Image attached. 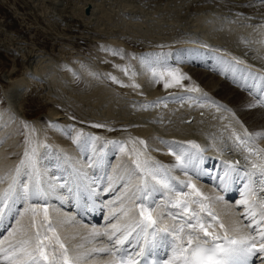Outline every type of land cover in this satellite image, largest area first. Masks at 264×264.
<instances>
[{
	"label": "bare ground",
	"instance_id": "bare-ground-1",
	"mask_svg": "<svg viewBox=\"0 0 264 264\" xmlns=\"http://www.w3.org/2000/svg\"><path fill=\"white\" fill-rule=\"evenodd\" d=\"M138 1L141 5L128 0L125 6V32L133 30V36L148 48L177 40L194 41L186 49L182 47L181 54L175 56L177 60L172 57L171 61L161 52L143 54L136 73L124 78L122 84L119 82L127 86L123 88L125 95H115L106 86L104 90L96 89L89 111L81 118L90 125L65 128L63 124L68 121L63 118L64 123L42 133L35 148L27 149V156L23 155L27 146L22 149L17 138L19 132L0 115V194L8 190L13 180L20 193L14 197L11 211L0 221V264H12L5 253L10 251V245L34 236L32 215L23 211L29 205L39 213L37 223L43 221V207H48L56 234L76 264L113 262L109 252L100 251L113 249L106 235L114 231L113 225L119 229L117 235L131 231L124 245L128 250L134 247L140 233V228L135 227L139 221L137 205L145 193L148 198L144 202L155 200L160 206L158 211L164 212L163 224L171 227L174 221L168 213L177 209L168 206L167 201L177 197L148 174V169L155 165L163 166L159 178L171 177L170 187L185 182L195 184L206 197L203 203L210 206L229 235L239 238L251 231L245 227L249 223L243 215L246 206L239 200L246 182L257 193L249 203L259 205L264 200V192L259 191L256 182L264 169V0ZM101 5L102 0H91L83 6L88 25L92 21L95 24L101 16ZM37 60L39 57L31 58L34 63ZM153 69L163 73V78L153 77ZM168 71L188 78L174 83ZM35 72L28 76L37 79ZM27 78L15 84L16 81H9L13 86L3 94L8 111L19 119L23 118L22 99L31 83ZM184 82L190 83L185 89L180 86ZM165 83L172 86L165 87ZM57 119L52 109L50 120ZM55 128H60V132ZM96 132L98 135H94ZM79 133L91 138L87 146L76 143ZM236 136L246 143L237 142ZM92 137L103 143L98 144ZM189 141L199 148H192ZM42 142L46 147L41 146ZM173 144L183 145L191 155L183 169L176 166V156L169 152V145ZM16 159L21 164L14 168ZM137 161L141 168H137ZM214 167L225 170L224 176L216 175L220 188L209 180L215 177L216 173L210 171ZM236 173L241 177L237 178ZM247 174H254L251 181ZM24 187L30 193L39 189L44 196L25 197ZM185 199L200 197L191 194ZM191 206L199 211L196 204ZM17 211L21 215L14 223ZM255 211L259 214V207ZM99 214L102 218L97 223L89 222ZM237 227L239 231L234 230ZM12 228L20 231L8 235ZM216 231L223 235L218 225ZM47 235L51 237L52 233ZM51 244L59 255L61 250L55 241ZM21 264L30 261L24 258Z\"/></svg>",
	"mask_w": 264,
	"mask_h": 264
},
{
	"label": "rangeland",
	"instance_id": "rangeland-1",
	"mask_svg": "<svg viewBox=\"0 0 264 264\" xmlns=\"http://www.w3.org/2000/svg\"><path fill=\"white\" fill-rule=\"evenodd\" d=\"M90 1L0 0V115L3 114L7 122L15 126L16 133L19 132L17 138H20L22 149L28 147L23 155L30 153L27 149L31 150L37 144L43 132L64 123L63 118L67 117L68 121L63 124L65 128L71 125H90L83 123L81 118L84 116L82 114L89 111L93 92L109 88L115 95L117 92L125 95L123 88L127 86L121 85V81L136 73L138 61L143 54L161 52L173 61L172 57L176 59L182 47L186 49L194 42L184 39L145 47L144 43L133 36V30L125 32L124 23H128V20L124 9L128 0H102L101 16L98 22L94 24L92 21L89 26L87 16L83 14V6ZM129 1L141 5L138 0ZM34 57H39L40 61H31ZM34 72L37 79L28 76ZM26 77L31 83L24 93L23 118L19 119L8 111L3 94L13 86L9 81H16L15 84ZM189 84L184 82L180 86L185 89ZM52 109L58 115L55 121L50 120ZM57 128L60 132V128ZM90 140L84 133H79L76 143L87 146ZM92 140L103 143L98 137H92ZM41 146L46 147V144L42 142ZM19 164V161L16 162L14 168ZM87 168L90 169L88 165Z\"/></svg>",
	"mask_w": 264,
	"mask_h": 264
},
{
	"label": "snow or ice",
	"instance_id": "snow-or-ice-1",
	"mask_svg": "<svg viewBox=\"0 0 264 264\" xmlns=\"http://www.w3.org/2000/svg\"><path fill=\"white\" fill-rule=\"evenodd\" d=\"M152 75L153 77L160 75L163 78V73H157L155 69L152 70ZM168 75H171L173 82L177 84L188 78L173 71H168ZM171 86V83H165V87ZM93 127H101V125H93ZM236 140L239 143H246L239 136H236ZM140 143L143 144L144 141H140ZM188 144L192 148H199V145L194 142L189 141ZM248 151L250 154H255L252 149H248ZM169 152L176 156V166L181 169L187 166L186 159L191 160L188 149L184 148L183 145H169ZM136 166L141 168L139 161H137ZM253 167L255 168L257 165L253 164ZM162 168L163 166L160 165L152 166L148 169V174L152 175V178L158 184H162L163 188L168 189L169 192H175L177 199L167 201L168 206L177 209L176 212L168 213V218L173 220L174 223L171 227L163 224L164 212L158 211L160 206L155 203V200L151 203H145L144 200L148 198L147 193H145L144 199L137 205L139 208V221L135 227L140 228L141 232L146 234V237L155 236L157 233H165L166 235L161 238L164 243L159 246H166L171 252V258L165 256L161 259H154L151 246L144 249L137 245L133 253L127 252V249L116 248V246L123 245L128 240L131 231L117 235L119 229H116L115 225H113L114 231L112 233H106L113 249H101L100 251H107L110 255L116 257L118 264H149V261H152L153 264H251L252 258L259 260L260 264H264V200H261L259 205L249 203L250 199L256 198L257 195L249 183L246 182L242 186L244 189L243 198L239 200V203L246 206L243 215L244 219L249 220V223L245 227L251 229V231L236 238L229 235L225 225L211 211L210 206L203 203L206 197L203 196L195 184L185 182L176 187H170L171 177L164 175L162 179L159 178ZM247 175L251 181L254 174ZM256 182L260 185L259 191L264 192V169H261L260 178ZM220 187L222 186L218 185V188ZM185 189H189L190 192L185 191ZM153 191H158V189H153ZM191 194H195L200 199H192L191 201L185 199ZM18 195L20 193L15 187V180H13L8 190L0 194V221H3L7 212L11 211L15 204L14 197ZM23 195L25 197L29 195L43 197L44 193L39 189L30 193L29 189L24 187ZM192 204H196L199 211L193 209ZM257 207L260 209L259 214L255 211ZM23 211L31 213L35 233L33 237L27 240H21L16 245H10V251L5 250L6 256L12 259V264H21L24 258H27L30 264H41V262L43 264H76L74 259H70L68 249L61 242L59 235L56 234V228L49 218L48 207L46 205L43 207V221L39 223H37L39 213L35 206L29 205ZM20 215V211L14 214V223H18L17 217ZM257 215L259 216L258 219ZM217 225L223 235L216 231ZM41 229L45 230L43 234ZM149 229L152 231L149 232ZM234 230L239 231L240 229L237 227ZM18 231L20 229L12 228L7 234L15 235ZM47 233H52V236H48ZM95 235H99V233H95ZM52 240L61 250L59 255H57L55 247L51 244ZM45 241H49V243L46 244ZM50 248L51 252L49 251ZM134 255L142 259H133Z\"/></svg>",
	"mask_w": 264,
	"mask_h": 264
}]
</instances>
